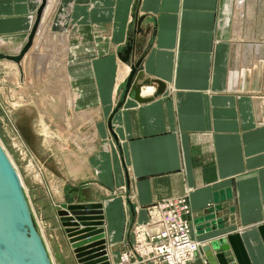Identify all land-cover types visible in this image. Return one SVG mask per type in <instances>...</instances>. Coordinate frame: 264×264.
Wrapping results in <instances>:
<instances>
[{"label": "crops", "instance_id": "0c3cea01", "mask_svg": "<svg viewBox=\"0 0 264 264\" xmlns=\"http://www.w3.org/2000/svg\"><path fill=\"white\" fill-rule=\"evenodd\" d=\"M42 2L0 0V54H20ZM37 50L56 55L45 118L88 146L56 208L101 203L111 261L148 207L188 196L198 264H264V0H46L30 51L8 61L29 68Z\"/></svg>", "mask_w": 264, "mask_h": 264}, {"label": "rangeland", "instance_id": "374dc122", "mask_svg": "<svg viewBox=\"0 0 264 264\" xmlns=\"http://www.w3.org/2000/svg\"><path fill=\"white\" fill-rule=\"evenodd\" d=\"M55 59V54L37 50L30 56V69L0 60V141L22 177L35 223L45 243L53 244L57 253L60 247L58 264H73L66 255L53 214L58 213L57 194L59 189L63 190V178L68 180L66 186L76 185L78 172L86 170L88 146L80 150L76 134H62L56 129V120L46 119L43 114V107L47 105L41 103L46 79L55 81V72L46 78L44 67L55 63ZM49 106L55 105L49 103ZM56 235L59 247L55 245Z\"/></svg>", "mask_w": 264, "mask_h": 264}, {"label": "water", "instance_id": "95a60500", "mask_svg": "<svg viewBox=\"0 0 264 264\" xmlns=\"http://www.w3.org/2000/svg\"><path fill=\"white\" fill-rule=\"evenodd\" d=\"M43 0L37 20L28 37L26 46L16 56L0 54L21 64L33 46L45 8ZM129 46L126 54L132 51ZM137 64L132 68L127 89L136 98L143 83L131 86ZM58 216L78 264H112L107 250L104 231L103 205L101 203H64L58 207ZM0 264H54L44 239L37 228L22 177L13 160L0 141Z\"/></svg>", "mask_w": 264, "mask_h": 264}, {"label": "built area", "instance_id": "2783aa9c", "mask_svg": "<svg viewBox=\"0 0 264 264\" xmlns=\"http://www.w3.org/2000/svg\"><path fill=\"white\" fill-rule=\"evenodd\" d=\"M147 212V221L133 227L131 248L114 264H198L202 245L192 237L189 197L156 203Z\"/></svg>", "mask_w": 264, "mask_h": 264}, {"label": "bare ground", "instance_id": "6f19581e", "mask_svg": "<svg viewBox=\"0 0 264 264\" xmlns=\"http://www.w3.org/2000/svg\"><path fill=\"white\" fill-rule=\"evenodd\" d=\"M2 44H4L3 43V40H2V38H0V46L2 47ZM43 55V54H42ZM51 258V257H50ZM52 260V259H51Z\"/></svg>", "mask_w": 264, "mask_h": 264}]
</instances>
